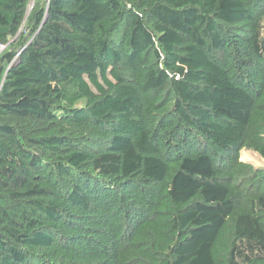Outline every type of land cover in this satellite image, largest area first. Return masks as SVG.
<instances>
[{
	"label": "trees",
	"instance_id": "16d2710c",
	"mask_svg": "<svg viewBox=\"0 0 264 264\" xmlns=\"http://www.w3.org/2000/svg\"><path fill=\"white\" fill-rule=\"evenodd\" d=\"M244 149L264 0H0V264H264Z\"/></svg>",
	"mask_w": 264,
	"mask_h": 264
},
{
	"label": "rangeland",
	"instance_id": "374dc122",
	"mask_svg": "<svg viewBox=\"0 0 264 264\" xmlns=\"http://www.w3.org/2000/svg\"><path fill=\"white\" fill-rule=\"evenodd\" d=\"M34 1H31L28 5V11L31 10ZM241 159L247 162L252 163L254 166L264 167V159H262L257 153L252 150H242L241 151Z\"/></svg>",
	"mask_w": 264,
	"mask_h": 264
}]
</instances>
